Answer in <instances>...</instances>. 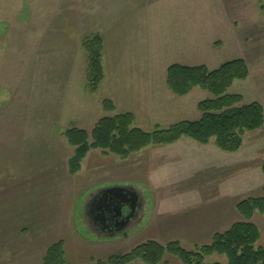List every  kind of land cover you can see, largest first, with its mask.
<instances>
[{"label": "rangeland", "instance_id": "1", "mask_svg": "<svg viewBox=\"0 0 264 264\" xmlns=\"http://www.w3.org/2000/svg\"><path fill=\"white\" fill-rule=\"evenodd\" d=\"M155 1L0 0V264H43L48 250L59 242L65 247L66 264L107 262L111 256L126 255L149 241L163 246L179 242L192 252L210 245L216 234L231 228L225 225L209 237L204 236V229L155 232L148 226L156 214L153 215V202L146 192L148 204L145 203L142 222L99 232L90 227L85 216L86 204L95 193L122 186L123 180H127L128 163L116 155L93 150L78 173L70 172L74 148L68 144L65 133L72 128L91 132L100 119L124 113H133L134 126L147 132H153L157 126L166 129L180 121L200 119L198 104L211 95L196 89L186 97L174 96L166 85L171 65H205L213 71L242 59L248 64L250 75L244 81H235L229 93L242 95L244 105L257 102L264 107L262 0H169L148 10ZM154 14L156 20L150 23V15ZM118 15L129 26L141 21L140 26L145 29H138L137 25L136 30L125 31L127 44L120 60L125 68L115 70L113 37L124 24L116 25L107 34L105 30L98 31L96 25L105 24L107 17L111 22L110 18ZM142 19L149 20L147 25ZM236 21L240 23L235 25ZM97 35L103 39L104 54L107 53L103 58L105 79L92 94L87 89L88 53L84 44ZM107 46L112 52L105 49ZM139 54L156 59L153 64L158 95L146 94L150 91L140 82L149 79L127 78L132 76V69L143 67L136 59ZM105 100L113 102V112L105 110ZM244 143L256 144L259 152L254 160L244 163L253 172L244 181L248 185L244 189L248 190L251 184L253 188L235 202L236 206L245 199L264 196V128L248 133ZM180 150L179 145L163 150L152 148L130 160L132 166H143L155 152L170 155L169 160H164L173 159L171 162L175 163L182 154ZM190 154L196 155L193 151ZM187 165H197V169L193 173V169H188V179L173 181L177 185L158 199L161 206L156 208L157 213L161 209L176 220L193 215L195 206H204L194 188L202 194L208 184L221 187L219 180L233 172L213 169L208 173L197 158L188 159ZM167 168L164 163L161 174L165 179L175 173ZM131 174L128 179H134L139 186L143 177L140 169L137 175ZM242 221L239 214L235 223ZM252 222L261 232L257 246L264 248V215L256 213ZM206 263L228 261L214 255L206 258ZM167 264L180 261L167 256Z\"/></svg>", "mask_w": 264, "mask_h": 264}, {"label": "trees", "instance_id": "2", "mask_svg": "<svg viewBox=\"0 0 264 264\" xmlns=\"http://www.w3.org/2000/svg\"><path fill=\"white\" fill-rule=\"evenodd\" d=\"M260 10L264 14V0ZM84 48L88 53L87 89L94 94L105 79L103 39L97 35L86 41ZM249 75L248 64L242 59L227 62L213 71L205 65H171L167 69L166 84L174 96L186 97L196 89L211 95L198 104L200 119L181 121L166 129L157 126L153 132H147L134 126L133 113H124L100 119L91 132L72 128L65 133L68 144L74 148L70 172L78 173L93 150L125 160L149 147L167 146L182 139L200 145L213 142L228 154L238 152L248 133L264 128V107L257 102L244 105L242 95L229 93L235 81H244ZM104 108L113 112L115 106L111 100H105ZM262 168L264 172V163ZM236 209L244 221L235 223L225 233L216 234L210 245L196 251L185 250L179 242L163 246L149 241L126 255H113L107 262L97 264H167V256L176 258L180 264H208L206 258L214 255L226 257L228 264H264V248L257 246L261 232L252 222L256 213L264 215V196L245 199ZM43 264H66L63 242L48 250Z\"/></svg>", "mask_w": 264, "mask_h": 264}, {"label": "crops", "instance_id": "3", "mask_svg": "<svg viewBox=\"0 0 264 264\" xmlns=\"http://www.w3.org/2000/svg\"><path fill=\"white\" fill-rule=\"evenodd\" d=\"M165 1L169 2V0H156L155 2H153L152 4H150L148 6V10H150V8H152L154 6V4H156V3L161 4ZM155 16H156V14H154V16L150 15V19H149L150 23H152V22H154V20H156ZM108 18L109 17L106 18L107 22L105 24L101 23V25H99V24L96 25V28L98 29V31L105 30V32L107 34L108 30L113 29L114 27H116V25L124 24L123 27H118L117 30H119L118 31L119 33H117L116 36L113 37V46L116 47V51L115 52L113 51V53H116V57L114 58L115 59L114 64H116L115 70H119L121 67H124L123 63L120 61V60H122L121 51L124 50V52H125L124 45L127 44V43H124V42H127L126 37L124 36V33L129 28L135 29L137 25H138V27H137L138 29L139 28L143 29V27L140 26V24L142 22L141 21L137 22L140 24L131 23V24L135 25V27H134V25L129 26L125 22H123L124 17H121V15L120 16L119 15L113 16L112 18H110V19H112L111 22L109 21ZM113 18H115V20H113ZM149 20H143L142 19V21L145 23V25H147ZM235 20H237V19H235ZM242 21L243 20L240 19V22H242ZM240 22L236 21L235 25L240 23ZM105 37H106V35H105ZM150 41L151 40H149L148 42H150ZM148 44L146 46H148ZM136 46H138V45L136 44ZM105 49H108V46ZM108 50H110L112 52V48H109ZM105 54H107L106 51H105ZM136 59H138L140 64H144V65L142 68L138 67L137 69H132L133 70L132 76H128L127 78L128 79L135 78L136 80H138V79L139 80L149 79V81L140 82L144 88H146L150 91V92L146 91V94L147 95H158V94H160L158 92V88H157V86H159V83L154 80L155 78H157L156 77L157 74L155 71L156 67L154 69V64H153L156 59L150 60V58H148V57L142 58V54L137 55ZM141 59H143V61ZM117 61H118L119 65L117 64ZM129 70H131V69H129ZM125 78H126V76H125ZM162 78H164L163 75H162ZM138 84H139V82H134V85H138ZM166 98L168 99V101H171V102L174 101L173 99H170V97H166ZM155 103H156L155 101L152 102V105L154 104V106H155L156 105ZM160 103H162V101H160L159 104ZM177 145H179L181 147L180 152L182 154L179 156L180 158L175 159V161H177V159H179V161H177L175 163L171 162V161H173V159H171V161H165L164 160V157L166 160H169L171 157L170 155H167V154L165 155L162 153L160 155L159 153H155V152L152 155H150L148 162L143 166L142 165H139V166L133 165L132 166V164H131L132 160H130V159L134 160V158H129L127 160H124L125 161L124 163H128L125 165L127 170H128L127 171L128 174H126V175L124 174L125 176H127V177H125V178H127V180H123V181H125L124 184L122 186H117V187L130 188L132 191L137 193V195L139 196L141 203H142V210L140 211L139 216L136 219H134L133 222H142V220H143V218H142L143 216H141V215L144 212L145 208H147L145 206V203L148 204L147 195H146V192H147V194L150 196V198L153 202V204L150 205L153 208V211H152L153 215L156 214V215H154V217H155L154 220H152V217H151V219L148 223V226L150 228L154 229L155 232H161V231L166 232L167 230L170 231L173 228H181V229H184L187 231H191V230L196 231L198 229H201V230L204 229V234H206L204 236L209 237V236H213L216 232H218L219 229H222V227L225 225H226L225 226L226 228L232 227V225L235 223L237 216L239 215L237 212V209L235 208V206L237 204L235 202H237L239 199L241 200L243 196H245L246 194L249 193V191H250L249 189L253 188V184H251V186L248 190L244 189V186H248L246 184L244 185V181L247 180L248 178H251L252 174H253L251 169H248L246 166H244V163H248L249 161L254 160L255 156L259 152V147L254 143H252V144L251 143L250 144L244 143V146L241 150H239L236 153L228 154V153L221 151L213 142L208 144V145H200V144H198V143H196L190 139H182V140H180L174 144H170V145L162 146V147H152V148L163 150V149H167V148L174 147ZM152 148L149 147L144 151H149ZM144 151H142V152H144ZM192 151L198 157L196 155L191 156L190 153ZM243 152H246V153L243 155ZM196 158L199 159V161L202 163V169L203 168H206V170L208 169L207 170L208 173H210L209 171H211L213 169H216L215 171H218L220 173H221V170H226V171L228 170V171H233V172L229 173L228 177L223 175V181L219 180V185H220V183L223 184V185H221V187H219L216 184H213L212 186L208 184L202 190V194H201L199 189L194 188V194L199 195L198 196L200 198L199 200H201V202L203 203L204 206L201 208L195 206L194 207L195 213H193V215L182 216L181 218L176 220V218L170 217L171 214L164 213L163 210L161 212V209H159V212L157 213L158 209H156V208H159L161 206L160 201L158 199L161 196H163L165 191L168 192V189L170 187L177 185V184H174L173 181H175L177 179H181V178H183L185 180L188 179V177L186 175L187 174L190 175V173H193L195 171L194 168L197 169V165L194 167L188 168L187 161H188V159L190 160V159H196ZM194 161H195V164H197L196 163L197 161L196 160H194ZM164 163L168 164V168H171V171H175V173H171L169 175V177L166 179H165L164 174H161L163 171ZM132 167H135L134 171H132ZM148 167H150V168H148ZM199 168H201V167H199ZM139 169H140V172L143 174V177L141 178V181H138L139 186H137L134 183V179H128V178L132 177L131 173H134L135 175H137L136 173L138 172ZM188 169H191V170L193 169V171L188 173ZM244 169L246 170L245 171L246 173L243 172ZM255 170L258 171L257 169H255ZM179 173L181 175L180 178H179ZM182 173H183V175H182ZM208 173H207L205 179H208L207 178ZM243 178H245V179H243ZM211 182L213 183V181H211ZM224 182H225V184H224ZM249 183H251V182H249ZM249 183H247V184H249ZM141 185L144 186L143 189H141ZM173 193L178 196V193L176 191H174ZM181 196H182V194H181ZM91 198H92V196H91ZM166 198L167 197L165 196V200H166ZM90 199H89V201H90ZM86 206H87V204H86ZM230 209L231 210L233 209V210L230 211ZM227 221H229V222L227 223ZM177 222L179 223V225L176 227ZM224 222H226V224ZM107 231H105V232H107ZM102 232H104V231H102Z\"/></svg>", "mask_w": 264, "mask_h": 264}, {"label": "flooded vegetation", "instance_id": "4", "mask_svg": "<svg viewBox=\"0 0 264 264\" xmlns=\"http://www.w3.org/2000/svg\"><path fill=\"white\" fill-rule=\"evenodd\" d=\"M126 191L127 195L135 193L130 188H127ZM106 192L107 190L97 192L87 203L85 216L89 220L90 227L99 232L128 227L142 210L140 198L135 202L134 197L130 196L126 202L120 199L121 201L110 206L108 197L104 196Z\"/></svg>", "mask_w": 264, "mask_h": 264}, {"label": "water", "instance_id": "5", "mask_svg": "<svg viewBox=\"0 0 264 264\" xmlns=\"http://www.w3.org/2000/svg\"><path fill=\"white\" fill-rule=\"evenodd\" d=\"M127 188H122V187H113V188H109V189H105L107 190V192L104 194V196L108 197L107 199H109V204L110 206L113 204H116L117 201H121L120 199H122L124 202H126V200L128 199V197H134V201H138L139 200V196L137 195V193L134 194H126ZM106 199V200H107ZM118 206V205H116ZM120 207V204H119Z\"/></svg>", "mask_w": 264, "mask_h": 264}]
</instances>
